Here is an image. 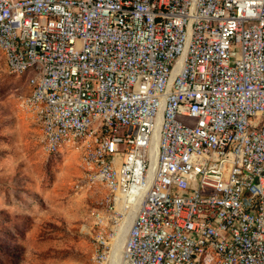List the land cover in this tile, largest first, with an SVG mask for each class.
Wrapping results in <instances>:
<instances>
[{"label":"built area","instance_id":"obj_1","mask_svg":"<svg viewBox=\"0 0 264 264\" xmlns=\"http://www.w3.org/2000/svg\"><path fill=\"white\" fill-rule=\"evenodd\" d=\"M0 50L106 188L95 264L136 204L125 264H264V0H0Z\"/></svg>","mask_w":264,"mask_h":264},{"label":"rangeland","instance_id":"obj_2","mask_svg":"<svg viewBox=\"0 0 264 264\" xmlns=\"http://www.w3.org/2000/svg\"><path fill=\"white\" fill-rule=\"evenodd\" d=\"M28 91L0 50V264H95V244L113 226L96 218L106 188L89 184L77 151H44L40 126L20 106Z\"/></svg>","mask_w":264,"mask_h":264},{"label":"bare ground","instance_id":"obj_3","mask_svg":"<svg viewBox=\"0 0 264 264\" xmlns=\"http://www.w3.org/2000/svg\"><path fill=\"white\" fill-rule=\"evenodd\" d=\"M119 206H123V202ZM138 208L139 204H136L134 208L129 212L127 220L117 229V234L114 239V245L111 253V264H125L124 250L126 246V241L129 231L131 229V225L138 212Z\"/></svg>","mask_w":264,"mask_h":264}]
</instances>
